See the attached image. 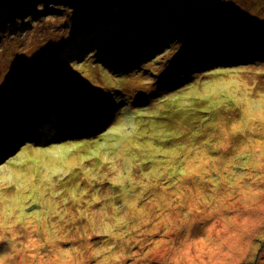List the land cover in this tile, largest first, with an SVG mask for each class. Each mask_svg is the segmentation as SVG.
<instances>
[{
	"label": "rangeland",
	"instance_id": "374dc122",
	"mask_svg": "<svg viewBox=\"0 0 264 264\" xmlns=\"http://www.w3.org/2000/svg\"><path fill=\"white\" fill-rule=\"evenodd\" d=\"M125 1L109 3L110 10L94 6L81 16L72 6L79 0H71L68 8L60 7L58 0H37L23 6L24 14L12 12L5 24L21 33L0 35V91L26 84V91L36 90L42 87L40 72L52 84L60 82L50 96L53 101L19 109L43 111L45 120L41 118L36 131H48L46 126H54L55 118L61 122L55 131L67 125L75 134L76 121L83 122L89 106L86 121L108 120V125L99 144L64 143L39 134L42 145L35 144L36 139L22 140L24 133L36 135L34 129L25 126L19 133L17 123L5 125L0 132V153L7 150L0 161V259L5 257L3 264H96L87 262L92 259L98 264H264V248L256 247L264 231V0H217L201 11L213 13L205 26L188 20L163 30L156 25L142 28L137 35L129 31L128 55L134 61L143 60V55L147 59L132 73L121 63L128 59L115 52L119 44L96 56V40L82 32L84 25L96 32L106 23L107 30L119 28L125 38L123 22L148 5L170 3L166 14L145 17L149 22L164 15L169 19L182 3L192 5L193 13L208 3ZM0 28L4 33V26ZM117 34L100 31L97 36L101 44L110 45L108 40L113 43ZM84 38L85 53L79 47ZM239 41L244 44L236 46ZM64 45L69 48L62 49ZM104 56L108 65L99 63ZM111 73L116 74L112 79ZM49 94L35 91L32 99L41 102ZM15 99L10 90L1 91L0 119L15 113L10 109L21 103ZM72 99L70 106H61ZM75 101L76 106L86 107L87 101L90 105L77 109ZM11 135L23 145L9 149ZM118 136L126 139L115 149L112 140ZM139 136L140 143L133 142L132 137ZM95 145L99 148L90 150L103 165L88 161L86 151ZM232 187L239 196L220 201ZM241 188H246L245 197L240 196ZM192 204L200 212H189ZM206 217L207 222L198 225L199 218ZM48 233L63 244L50 246ZM70 243V258L61 256ZM39 247L42 253L44 247L54 249L56 255L44 258Z\"/></svg>",
	"mask_w": 264,
	"mask_h": 264
},
{
	"label": "trees",
	"instance_id": "16d2710c",
	"mask_svg": "<svg viewBox=\"0 0 264 264\" xmlns=\"http://www.w3.org/2000/svg\"><path fill=\"white\" fill-rule=\"evenodd\" d=\"M37 0H24V4L22 3V0H0V25L4 26L3 28V32L0 33V35H3V34H10L13 36V34L16 35L17 32H20L21 33V29H18L17 27H15L14 29L13 28H7L5 26L6 23L9 22L10 20V15L12 14V12H16L17 14H24V11H22V8L25 9L23 6H27V8L30 6V3L32 2H36ZM66 4L65 5H72L70 2L71 0H63ZM120 1H125V0H119ZM134 0H126V2H133ZM217 1V0H216ZM64 2H62V0H58V3H61L63 4ZM115 2H118V0H79L78 2V5H72L74 7V10H78V12L80 13V15L82 16L83 13H87V10L89 8H92L94 6H97V7H100L102 8L101 10H110V7H109V3H115ZM207 3L211 2V0H206ZM16 3V4H15ZM19 3H22V7L20 9H15V6L18 5ZM90 4V7H84L83 4ZM15 4V5H14ZM29 5V6H28ZM64 5V4H63ZM183 6L181 7H178V8H175L173 9L169 14H168V18H165V15L164 17H159V18H151L149 20V22H146L145 24H143L142 26H137L135 28V25L136 23H141L143 22L144 20H147L145 17H149L150 15L151 16H154L155 14H159L161 13L162 11H165V14L167 13L166 10L168 7H170V3H166L165 1L160 4V5H157V4H154V5H148L146 8L145 11L143 10H139L138 13L131 17V18H128L127 20H125L123 22V24H125L127 26V29H129V31L135 35L139 34L140 31L142 30V28H149L150 26H153L152 21H155L156 20H162V24H161V29L159 30H163L164 27L166 26H173V25H179L181 26V22L183 21H187L190 20V21H195V26H205L208 21H209V18H213V13L211 16H207L205 18L204 15L201 14V11L205 10L207 11L208 9L212 8L213 6H203L201 7L202 9L198 11V15L197 17L195 18L194 17V13L193 12H190L191 9H193V6L190 5V6H187L186 3H182ZM79 6L81 7V10L79 9ZM207 7V8H206ZM88 14V13H87ZM186 14L188 15H191V16H187L186 17ZM139 17H142L141 19H137ZM19 18V17H18ZM133 18H136L135 19V22L132 23V24H129L130 23V20L133 19ZM182 18V19H181ZM14 20L16 21L17 18L14 17ZM84 20V18L82 19ZM171 20V22H169ZM182 20V21H181ZM259 19H257V22H258ZM37 21V20H36ZM35 21V22H36ZM84 21H88V18H86ZM148 21V20H147ZM12 22V21H11ZM155 22H153L154 24H156ZM242 23V20L240 21V24ZM209 25V23L207 24ZM256 25V24H255ZM108 25L106 23H102L101 24V28L100 30H97L96 32H92L89 28V26H85L82 28L83 29V32H87V33H94L95 36H93L95 39H96V47L94 48V46L92 48L95 49V52H96V56L97 55H101V54H104V51L105 50H110L111 47L115 44H120V40L123 39L124 37L123 36H115L116 38H112L113 39V43L112 41L109 39L108 40V43H110V45H108L107 43H103L101 44L99 41L100 39L98 38L97 34L98 32H102L104 34H108L109 33H112L111 32V29L110 30H107L106 27ZM264 24H260V27H263ZM25 27V26H23ZM1 29V28H0ZM137 29V30H136ZM258 30V29H257ZM221 31V30H220ZM213 31H208L206 33H212ZM218 32V31H217ZM262 32H260V34L258 36H262ZM113 37V36H112ZM139 38V37H138ZM143 42V40H142ZM65 43V41H64ZM146 43H144L143 45H145ZM235 44H237L236 46H239L240 44L242 45V42H235ZM221 46H225V43L223 42ZM81 48V52H84L85 51V47H86V43H85V38L81 41V45L79 46ZM69 46L68 45H64L62 47V49H68ZM116 49V53L117 51L119 50V47L118 46H115ZM118 49V50H117ZM100 50H103L102 52H100ZM100 52V53H99ZM154 53V52H153ZM212 53H213V50H212ZM121 55H124V53H120ZM137 61V60H136ZM126 72V71H124ZM127 72H130V71H127ZM65 74V73H63ZM61 74V75H63ZM40 77L37 78V80H40L42 82V87H39L37 86L36 90H28L26 91L27 88H29V86L26 84V85H22L21 87H18V86H15L13 87L15 90H16V93H15V97H16V102H21L20 105L18 106H15V104H13L12 108L10 109V111H14L15 113H10V112H3V113H6V114H3L1 115V119H0V132L3 133L4 131V128H5V125L8 123L10 124L11 126H13L14 124H18V127H19V133H22V129L25 128V126H28V128H31V129H34L35 132H38L36 133V135H31V134H27V133H24L22 135V139L23 138H26V139H36L34 140L35 141V144H38V145H42L43 144V139L42 142H39V134L42 135V136H47V132L48 131H44L43 129H41L40 131H36L38 126V123L36 121V117H38L39 115L42 116L43 115V111L37 113L35 111H31V112H26V113H19V109H24V108H29L31 105L33 104H42L44 102H49L50 100L49 99H52L53 101V97L50 98V96H52V94L56 93L55 89L54 88H60L59 87V80H56L54 84H52L51 81H48V79L46 78V76L42 74V72L39 73ZM66 75H70V74H66ZM71 76V75H70ZM56 86V87H55ZM12 88V87H11ZM61 91H66V89H60ZM33 91V92H32ZM36 92H41V93H44L45 91H49L50 94H49V98L45 99L44 101H41V102H35L32 97H33V93ZM1 93V91H0ZM68 94V93H67ZM33 98H36V97H33ZM95 99L97 100L98 97L96 96ZM56 102V100H55ZM33 109L35 107H32ZM222 111V110H221ZM52 114V113H51ZM49 114V115H51ZM46 115V114H45ZM69 115V114H68ZM44 119V117H42ZM83 118V121L85 120V115L82 116ZM31 119V123L29 125H23L21 124L23 121H26V120H29ZM54 119L55 121V125L54 126H50L51 129H52V132H53V135L54 136H59L61 135L64 131H66L67 135L66 137H60L61 140L59 141H62V142H69V141H72V140H76V141H81V140H87V141H95L96 143L99 142L100 138L104 135V132L106 131V128L105 127L106 125H108V120L105 121V123L102 125L100 122H96V123H93L92 121H90L89 124H92V125H89V129H85V135H83L84 137H79V136H82V135H78V133L76 132L75 134H73V131H72V128L70 127L69 129H66L67 128V125H63V127H61L62 129L61 130H54L56 128L57 125L61 124L60 121H58L57 119L55 118H52ZM142 123V121H140ZM141 123H134L135 125L139 126ZM15 126V125H14ZM80 126L81 124H79V130H80ZM155 126V125H154ZM159 126V125H158ZM91 127V128H90ZM88 128V127H87ZM93 128V130H92ZM78 130V131H79ZM92 130V131H90ZM87 131V132H86ZM80 132V131H79ZM90 132V133H89ZM15 133V131H14ZM87 134V135H86ZM141 136V134H140ZM140 136L138 137V139H135V137H132V140L133 142L135 143H140ZM126 139V137H114L112 141H114V143H117V145H114V148H119L123 141ZM11 145L9 147V149H16L18 147H20L21 145H23V141L21 140V138L19 139H14V137H12L11 135ZM113 143V144H114ZM99 144V143H98ZM95 148H99V146H91L88 150L90 149H94ZM78 151H83L82 148L80 149H77ZM86 151L87 153L90 154V157H91V160H88L90 162H92V164H95V165H103L104 162L103 160L101 159V157L97 156V155H94V153L90 151ZM3 152H7V150H3ZM3 155V153L1 152L0 153V157ZM223 156V155H222ZM225 156V155H224ZM223 156V157H224ZM84 163H81V170H82V166H83ZM218 164H223V162H218ZM94 167H92L93 169ZM74 170H69L68 172H73ZM76 172V171H75ZM77 173H80V171H77ZM62 174H66L62 171Z\"/></svg>",
	"mask_w": 264,
	"mask_h": 264
},
{
	"label": "bare ground",
	"instance_id": "6f19581e",
	"mask_svg": "<svg viewBox=\"0 0 264 264\" xmlns=\"http://www.w3.org/2000/svg\"><path fill=\"white\" fill-rule=\"evenodd\" d=\"M62 2H64L63 0H62ZM118 2H119V0H118ZM216 0H211V2H209L208 4H207V6H214L215 4H216ZM119 3H124V2H122V1H120ZM57 5H58V3H56ZM64 5H61L60 7H67L68 8V6L67 5H65L66 3L64 2L63 3ZM29 6V5H28ZM83 6L84 7H90V4H83ZM27 7V6H26ZM197 15H198V11L196 10V12L194 13V17L196 18L197 17ZM182 19V18H181ZM216 20L217 21H219L220 22V27H221V30H226V28L224 27V25H223V23H222V21L221 20H219L218 18H216ZM253 21H255L254 19H252ZM120 21H123V18L121 17L120 18ZM182 21V20H181ZM214 21H215V19H214ZM260 22H261V20H259ZM146 22H148L147 20H144L143 22H141V23H136V25H135V28L137 27V26H142L143 24H145ZM160 22H162V20H156V24H154L153 22H150V23H152L153 25H156V27H160V29L162 28L161 27V24H160ZM109 25H111V24H109ZM180 25H182V24H180ZM116 26H117V24H116ZM173 26H175V25H173ZM137 30V29H136ZM182 31H185V30H183V29H181ZM114 32H117L118 34H121V30H119V28L118 29H116ZM213 32L215 33L216 32V30H213ZM223 32V31H222ZM6 35H9L10 36V34H4L3 36H6ZM215 35V34H214ZM93 36H95V34L94 33H89V34H87V38H91V39H93V40H96L95 38H93ZM130 40H131V37H130V33H129V29H126V31H125V38H123V39H121L120 40V44H119V48H120V50H125L127 47H129V42H130ZM86 41V40H85ZM137 43L136 42H134V43H131L130 44V47H132L133 48V45H136ZM242 44H244V43H242ZM164 48H162V50H163ZM103 50H100V52H102ZM99 52V53H100ZM121 57H126V58H128L126 55H121V54H119ZM80 58H81V61H83V60H85V56H79V59L78 60H80ZM46 58H44V60H45ZM129 59V58H128ZM77 60V59H76ZM145 60H147V59H145ZM144 59L142 60H139V61H134L133 60V58L131 59V60H122L121 59V63L123 64V65H125V66H127L128 68H127V70H129V71H132V70H139V69H142V67H143V63H146V61H145ZM77 62V61H76ZM248 63H250V61H247ZM99 63L100 64H104L105 63V61L104 60H100L99 61ZM111 63L112 64H119V62H116V61H111ZM248 63H246V64H248ZM78 64V63H77ZM245 64V65H246ZM249 66V65H248ZM194 68V70H196V67L194 66L193 67ZM205 68V67H204ZM173 68H171V69H169V71H168V73L172 70ZM128 73H132V72H128ZM155 76L156 77H158L159 79H162V77L163 76H160L159 74H157V73H155ZM193 76H196V75H193ZM70 86V85H69ZM68 86V87H69ZM106 87V86H105ZM7 90H10V92L11 93H13V94H15L16 93V90L12 87V88H9V89H6V88H4L3 90H1V91H7ZM85 95H86V92H85ZM220 97L221 96H223L224 95V93H222V94H218ZM98 96H101V95H98ZM58 101H60V100H57V102ZM72 101H74V99H72V100H70V101H67V103H64V102H61L60 104H61V106L62 107H65V106H70V102H72ZM1 104V103H0ZM74 105H75V107L77 108V109H86L90 104H89V101H87V104H86V107H81V105H77L76 106V101H75V103H74ZM75 108V109H76ZM82 111V110H81ZM91 111H92V108H91V106H89L86 110H85V120L81 123V126H80V132L78 131L77 133H78V135H82V136H79V137H84L83 135H85V129H89V125H92V124H89V122L88 121H86V116H87V114H91ZM93 112H94V110H93ZM98 111H95V113H97ZM72 113V112H71ZM145 114V113H144ZM42 116H38V117H36V121H37V123H38V125H39V123H41L42 121ZM105 123V122H104ZM104 123H101L102 125L104 124ZM88 127V128H87ZM91 128V127H90ZM92 130H93V128H92ZM92 130H90V131H92ZM72 131H73V128H72ZM87 132V131H86ZM67 132L66 131H64L61 135H59V136H54L53 137V139L52 140H54V139H59L60 137H66V134ZM90 133V132H89ZM87 135V134H86ZM22 140H26L25 138L24 139H22ZM39 142H42V140L41 139H39ZM50 146V145H49ZM2 153H3V155H5V152H3L2 151ZM245 189L246 188H241V192H240V196L241 197H245L247 194H246V191H245ZM237 196H239V194L236 192V190L232 187L230 190H228V191H226V193H225V195H223L222 197H220L219 198V200L220 201H227V200H230V199H232V198H236ZM219 200L218 201H215V203L216 202H219ZM260 201V200H259ZM258 201V202H259ZM78 203V202H77ZM202 204H205L203 201L201 202ZM254 203H257L256 201H254ZM15 207H17V206H15ZM190 208H188V211L190 212V211H192V213L193 214H195L196 212H200L199 210H195V204H192V205H190L189 206ZM172 214V213H171ZM170 214V212L168 213V215L171 217L172 215ZM210 217H206V218H199V221H200V223L198 224V225H204L206 222H207V220L209 219ZM193 219H196V217H193ZM148 222V221H147ZM158 226V225H157ZM247 227H245V229H246ZM35 236V235H34ZM61 236H63L64 237V235L62 234ZM48 238H49V240L47 241L48 243H49V245L51 246V245H55V246H58V244L59 245H62L63 243L62 242H60L59 240V242L57 241V240H55L54 238V236H52L51 234H49L48 233ZM79 238H82V237H79ZM210 238V237H209ZM263 242H264V231L261 233V235L259 236V238H257L256 239V243H257V246L256 247H258L259 248V246H261L262 248H264V245H262L263 244ZM204 243H206V240H203L202 241V244H204ZM201 244V245H202ZM65 247H68L67 248V250L65 251V253H63L61 256H65V257H67V258H70V256H71V254L73 253V250H74V243H70V244H66L65 245ZM64 247V248H65ZM40 249L38 250V253L39 254H41L42 252H41V247H39ZM202 248L204 249V246H202ZM49 252H48V251ZM43 253H44V255H43V257L44 258H46V256H52L51 255V253L53 254L54 253V255H56V251H54V249H51V248H43ZM42 253V254H43ZM5 254H7V253H5ZM16 258V257H15ZM183 258H184V260L186 261V262H188L186 259H185V257L183 256ZM103 259V258H102ZM101 259V260H102ZM3 262H5V257H2L1 259H0V264H3ZM67 262V261H66ZM87 262H93V263H95L96 262V264H98V262L96 261V259L94 260V259H92V260H88ZM83 264H85V263H83ZM106 264H116V263H114V262H107Z\"/></svg>",
	"mask_w": 264,
	"mask_h": 264
}]
</instances>
